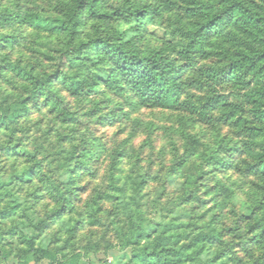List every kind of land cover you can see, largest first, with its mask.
I'll list each match as a JSON object with an SVG mask.
<instances>
[{"label": "clouds", "instance_id": "9594fccd", "mask_svg": "<svg viewBox=\"0 0 264 264\" xmlns=\"http://www.w3.org/2000/svg\"><path fill=\"white\" fill-rule=\"evenodd\" d=\"M0 10V264H264V0Z\"/></svg>", "mask_w": 264, "mask_h": 264}, {"label": "trees", "instance_id": "16d2710c", "mask_svg": "<svg viewBox=\"0 0 264 264\" xmlns=\"http://www.w3.org/2000/svg\"><path fill=\"white\" fill-rule=\"evenodd\" d=\"M17 17L15 15H5L3 12L0 14V22H4L5 24L14 23ZM1 24V23H0ZM235 66H233L234 68ZM134 71H140V69H135ZM143 77H147V71L145 70L142 73Z\"/></svg>", "mask_w": 264, "mask_h": 264}, {"label": "rangeland", "instance_id": "374dc122", "mask_svg": "<svg viewBox=\"0 0 264 264\" xmlns=\"http://www.w3.org/2000/svg\"><path fill=\"white\" fill-rule=\"evenodd\" d=\"M2 2H3V0H0V5H2ZM12 2H15V0H12ZM3 11L2 10H0V14L2 13ZM1 24H3V25H6L4 22H0ZM6 67V66H5ZM34 174V173H33ZM18 179H23V177H19ZM5 215H6V213H5Z\"/></svg>", "mask_w": 264, "mask_h": 264}]
</instances>
